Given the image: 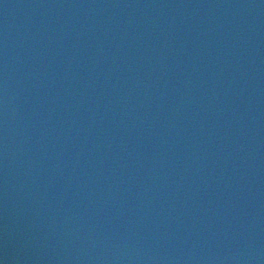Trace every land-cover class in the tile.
Here are the masks:
<instances>
[{"label": "water", "instance_id": "water-1", "mask_svg": "<svg viewBox=\"0 0 264 264\" xmlns=\"http://www.w3.org/2000/svg\"><path fill=\"white\" fill-rule=\"evenodd\" d=\"M0 264H264V0H0Z\"/></svg>", "mask_w": 264, "mask_h": 264}]
</instances>
